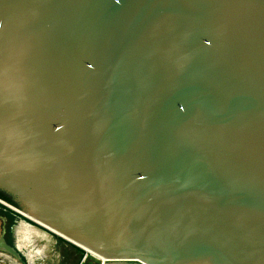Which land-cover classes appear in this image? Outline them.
Returning <instances> with one entry per match:
<instances>
[{"label":"water","instance_id":"water-1","mask_svg":"<svg viewBox=\"0 0 264 264\" xmlns=\"http://www.w3.org/2000/svg\"><path fill=\"white\" fill-rule=\"evenodd\" d=\"M0 198L103 264H264V0H0Z\"/></svg>","mask_w":264,"mask_h":264},{"label":"rangeland","instance_id":"rangeland-1","mask_svg":"<svg viewBox=\"0 0 264 264\" xmlns=\"http://www.w3.org/2000/svg\"><path fill=\"white\" fill-rule=\"evenodd\" d=\"M4 202H0V215L9 217L4 236L20 249L25 263L22 262L23 260L18 261L1 251L0 264H103L104 258L100 255H94L93 252L87 253V256L84 257L85 251L82 248L59 236L53 235L52 239L46 243L40 239L33 238L31 240L32 235L20 234V225L23 222L30 223L34 227H39V225L18 213L16 210L19 208L6 201ZM44 245L46 246L44 247ZM29 252L32 254L31 258L27 257Z\"/></svg>","mask_w":264,"mask_h":264},{"label":"bare ground","instance_id":"bare-ground-1","mask_svg":"<svg viewBox=\"0 0 264 264\" xmlns=\"http://www.w3.org/2000/svg\"><path fill=\"white\" fill-rule=\"evenodd\" d=\"M0 202L5 203L4 201H2L0 199ZM17 212H19L20 214L22 213V215H24L27 219L32 220L33 222L37 223L39 225V227H34L32 226L30 223L27 222H23L20 225V231L19 233L21 234H29V236L32 235V238H30L31 240H33V238L35 239H40L43 242L48 243L51 239L52 236H59L64 240L69 241L70 243H73L75 245H77L78 247L82 248L85 251L84 257L87 256V253H93L91 250H89L88 248H86L85 246L77 243L76 241L70 239L69 237H66L65 235H63L62 233L56 231L55 229H52L50 227H47L46 225H44L43 223H40L39 221H36L34 219H31L30 216H27L25 213L21 212L20 210H16ZM19 236V235H18ZM26 242V241H25ZM23 242V243H25ZM46 245H44L45 247ZM31 253H27V257L31 258ZM94 255H97L94 253Z\"/></svg>","mask_w":264,"mask_h":264},{"label":"flooded vegetation","instance_id":"flooded-vegetation-1","mask_svg":"<svg viewBox=\"0 0 264 264\" xmlns=\"http://www.w3.org/2000/svg\"><path fill=\"white\" fill-rule=\"evenodd\" d=\"M0 225H1V227H0V235L2 234L3 235V238L5 239V241L8 243V244H10V245H12V246H14L16 249H17V251L19 252V255H20V258H17V257H15V256H13V255H11L10 253H7V252H5V251H3V250H0V252L2 251V252H4V253H6V254H8L10 257H13V258H15L16 260H18V261H22L23 259V254L21 253V251H20V249L18 248V247H16V245H14V244H12L9 240H7L6 238H5V227H6V224L8 223V218L6 217V216H0ZM23 263H25V261L23 260L22 261Z\"/></svg>","mask_w":264,"mask_h":264},{"label":"crops","instance_id":"crops-1","mask_svg":"<svg viewBox=\"0 0 264 264\" xmlns=\"http://www.w3.org/2000/svg\"><path fill=\"white\" fill-rule=\"evenodd\" d=\"M19 213V212H18ZM1 216V215H0ZM2 216H6V215H2ZM8 219H9V217L8 216H6Z\"/></svg>","mask_w":264,"mask_h":264}]
</instances>
